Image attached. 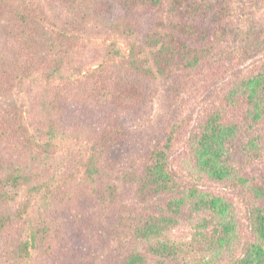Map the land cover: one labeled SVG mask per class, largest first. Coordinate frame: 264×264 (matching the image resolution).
Returning a JSON list of instances; mask_svg holds the SVG:
<instances>
[{
  "label": "trees",
  "instance_id": "16d2710c",
  "mask_svg": "<svg viewBox=\"0 0 264 264\" xmlns=\"http://www.w3.org/2000/svg\"><path fill=\"white\" fill-rule=\"evenodd\" d=\"M60 4L70 17L61 26L34 0H0L1 99L18 95L40 73L57 81L89 24L114 18L112 30L129 41L110 58L115 67L88 73L90 88L80 97L100 128L86 144L84 185L72 197L65 199L68 183L39 184L52 169L48 158L32 175L28 160L41 164L50 151L23 110L9 106L0 116V148L12 145L10 160L0 153V264H56L78 223H70L67 206L86 200L103 211L98 226L124 264H264V0ZM146 8L165 10L159 27L141 39L130 15ZM72 99L57 90L55 117L75 115ZM57 124L50 140L68 134ZM179 140L185 152L175 165ZM15 155L28 158L25 165ZM35 209L44 216L33 224ZM75 257L71 252L63 264Z\"/></svg>",
  "mask_w": 264,
  "mask_h": 264
},
{
  "label": "rangeland",
  "instance_id": "374dc122",
  "mask_svg": "<svg viewBox=\"0 0 264 264\" xmlns=\"http://www.w3.org/2000/svg\"><path fill=\"white\" fill-rule=\"evenodd\" d=\"M34 1L37 2L40 7L39 10L43 12L51 23L61 26L70 19L68 12L61 6L60 0ZM164 10L139 9L136 10L132 17L130 15V18L137 26V37L143 39L145 35L159 27L158 22L163 17ZM112 21H115L114 18L94 22L80 32L79 45L75 53L66 61L57 81L47 82L42 79L44 74L40 73V79L36 82L26 83L22 89L23 91L18 95L0 98V116L9 106H16L22 109L25 115V123L30 128L31 133H36L40 144L44 146L45 150L50 151L49 155L43 154L40 156L42 159L41 164L28 160L32 175L38 176L43 166L46 165L47 167L51 163L52 169L41 176L39 184L48 181L50 183L49 186H54L53 188H55L56 185L60 184L61 188V184L65 185V183H68L64 188L65 199L72 197L79 189L83 188V179L79 177V171H81L80 160L84 157L83 153L92 133H95L100 128L97 120H91L90 111L87 110L83 99L80 97L83 92H88L90 88L88 73L91 69L101 65L110 68L115 67L116 63L109 61L110 58H112L113 54L116 55V53L123 52V47L129 41L128 38L112 30L110 26ZM109 53L112 54L107 58ZM263 59L264 55L261 54V58L258 61ZM253 63L254 60L246 62L243 67ZM239 65L242 66V63H239ZM77 70L83 71V74L75 78L76 73H78ZM74 81L76 82L74 83ZM58 89L73 98L72 100L77 106L75 115L72 116L65 113L66 116L60 118L56 114V118L53 114L50 104ZM158 104L159 101L156 100L154 106L156 107ZM54 121L58 123L56 127L68 131V134L57 136L50 140L48 135L50 127L54 126ZM142 124H144V119L140 117L137 125ZM181 140H179V144L174 151L175 165L179 164V158L184 156L185 152L184 143ZM10 146L12 145L0 148V153L4 154L9 160L11 158L7 156V151ZM47 158V163L42 165ZM27 159L18 155L13 158V160L18 161L22 165H25L24 162ZM48 176L52 179H48ZM126 191L129 192L128 189ZM71 203L73 206H67V210L73 212L70 223L72 224L73 221H78V223L71 232L68 231L64 244V256L56 264H63L67 256L73 251L76 257L69 264H89L94 256L97 257L99 254L103 256L105 252L107 254L100 264H124L123 252L119 251L110 234L108 232L106 234L104 228L98 226L100 225L99 223L104 225L103 211H93L90 205H86L91 203L90 200ZM34 211L35 213H31L33 221L44 216L43 211L37 212L36 209ZM76 213H78L77 219L74 216ZM35 223L36 221L33 222V224ZM96 225L99 228L97 227L96 229ZM39 261L40 263H37ZM32 264L44 263L42 259H38Z\"/></svg>",
  "mask_w": 264,
  "mask_h": 264
}]
</instances>
